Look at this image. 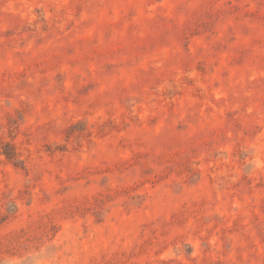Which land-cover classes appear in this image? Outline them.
I'll return each mask as SVG.
<instances>
[{"label": "rangeland", "instance_id": "1", "mask_svg": "<svg viewBox=\"0 0 264 264\" xmlns=\"http://www.w3.org/2000/svg\"><path fill=\"white\" fill-rule=\"evenodd\" d=\"M0 264H264V0H0Z\"/></svg>", "mask_w": 264, "mask_h": 264}]
</instances>
